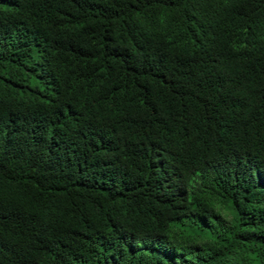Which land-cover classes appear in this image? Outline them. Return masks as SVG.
<instances>
[{"label":"trees","instance_id":"trees-1","mask_svg":"<svg viewBox=\"0 0 264 264\" xmlns=\"http://www.w3.org/2000/svg\"><path fill=\"white\" fill-rule=\"evenodd\" d=\"M0 264H264V0H0Z\"/></svg>","mask_w":264,"mask_h":264}]
</instances>
